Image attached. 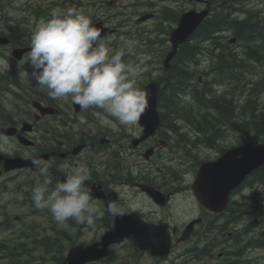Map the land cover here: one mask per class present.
Returning <instances> with one entry per match:
<instances>
[{"label":"flooded vegetation","instance_id":"af4514ba","mask_svg":"<svg viewBox=\"0 0 264 264\" xmlns=\"http://www.w3.org/2000/svg\"><path fill=\"white\" fill-rule=\"evenodd\" d=\"M39 2H42V5H39L40 10L35 9L31 0L28 2V9L25 14L27 17L25 20L28 33L17 37L14 33L7 34L0 31V37L4 36L10 40V44L5 46L0 45V59L6 60L10 65V70L0 71V99L4 97L5 93L14 97V101L10 102L13 104L11 110L5 109L3 104H0V137L2 136L3 139L13 142L17 147L14 153H10V155L13 154L11 157L19 156L20 158L28 159L30 156H34L50 162V172L53 178L52 185L54 186L56 183L63 182L65 178V169L62 165H76L81 160L85 161L91 170V180L88 183L92 191L95 187H100L99 192L105 197L99 201L93 200L92 202L98 203L103 208L107 201H115L118 204H130V214L116 219H112L111 216L107 217L104 224L105 232L113 229L117 219H130L140 224L137 216L140 212L137 213V210L140 205L144 206L145 202L150 206H157L146 196L143 191L144 187H152L162 191L165 194L164 200H167L168 197L169 204L164 207H157L159 209L171 210L176 203L177 197L187 193L188 196L183 197L182 202L189 204L190 209H193L191 210L189 219L194 217L198 219V222L194 225L192 233L186 240L184 247L180 249L178 256L175 255L178 246L177 242L185 225L190 220H182L180 222L184 223L182 229L177 230L173 226L171 232L164 235L165 240L169 241V244L167 248H163L166 254L163 264H175L179 259L182 260L181 264L193 263V259L197 260L196 264H207V261L210 259L208 255H213L215 252L222 259L223 252L221 248L224 246V219L226 215L215 214L201 207L192 195L191 185L187 184V186L178 187L175 175L170 174L167 176L165 174L163 178L157 175L153 180H150L148 175L144 178L115 177L112 174V156L107 151L111 149L110 146L113 144V137L110 135L111 130L110 133L106 134V137L95 140H91L96 136L90 133L89 135H83L85 139L80 134L79 137H70L71 132L75 128L73 126L60 127L61 108L58 102L46 94H40L38 101L44 107L53 108L54 112L52 114L39 116L35 110V112L33 110L28 111V85L18 75L22 69L28 67L27 64L23 63L26 55L18 62L12 57V51L17 47L29 48V37L35 22L40 18H49L50 12L54 8L66 9L71 7L82 10L84 14L91 18L93 25L101 21L105 26L112 28L113 31L115 30L116 33L122 28L143 26L141 34L144 35L145 32L149 31L145 30V24L149 23L152 26L149 32L154 36L158 32L169 35L178 25L181 15L185 12H201L206 9L208 10L207 17L201 22L198 29L179 46V50L184 45H187L190 52L185 60L190 68L199 69L203 64L211 62L230 63L242 54L239 51V48L242 46L241 44H231L232 39L238 38L236 33L232 34V32H235L232 23L249 25L250 19L255 21V14L251 13L248 8L257 4L258 10H256V13H258L261 20H264V0H39ZM128 16L131 17L128 18ZM8 17L4 16V18ZM225 21L231 26L224 23ZM203 23L210 24L216 27V29L209 28L208 34L200 35L198 34V30ZM255 26L260 27V25L252 24L248 28L254 31L253 28ZM154 28L155 30H153ZM228 34H231V36L226 37ZM159 43L164 49L170 47L169 38L167 37L160 39ZM226 45L230 49L231 46H236V48L229 50L226 48ZM17 103L19 105L18 108H16ZM17 111L18 114H16ZM76 122L78 127H81L78 119H75ZM8 128L16 130L14 135H6ZM154 139L157 140L155 137ZM21 141L27 143V145H22ZM114 151L115 156L121 158L120 151ZM150 151L152 152V149ZM107 153L108 155H106ZM0 167H2V164H0ZM23 173L28 174V170H24ZM193 178L194 176L191 178V181ZM114 186L122 188L124 192L123 197L117 194ZM114 193L116 194V199H109ZM196 209L198 212H196ZM232 211L229 210V212ZM233 212L237 213L235 210ZM169 214L175 213L171 210ZM179 217L180 215L176 216L177 219ZM141 232L142 228H140L137 235L129 239L135 242H147L148 246L154 245L153 242L158 239V236L152 235L144 238L145 236ZM172 239L176 242L175 245L171 244ZM200 250H204V252L199 257L197 256L199 255L197 252ZM161 260V256L152 252L151 264H161Z\"/></svg>","mask_w":264,"mask_h":264},{"label":"clouds","instance_id":"9594fccd","mask_svg":"<svg viewBox=\"0 0 264 264\" xmlns=\"http://www.w3.org/2000/svg\"><path fill=\"white\" fill-rule=\"evenodd\" d=\"M122 39L124 44L113 49L102 42L100 29L82 10L54 8L49 18L35 22L23 61L28 67L18 75L37 89L46 90L51 99L70 101L81 111L98 109L94 115L105 125L133 127L148 107V93L138 86L137 66L124 59L133 53L135 41ZM7 70L10 65L0 59V71ZM11 101L14 97L5 93L0 104L11 110ZM29 159L37 177L31 193L35 209L50 212L57 224L71 219L76 224L92 226L103 216L92 202L88 183L91 170L85 161L62 165L63 182L50 187L51 163L34 156ZM114 190L124 196L121 187L114 186ZM105 207L112 219L130 214V204L107 201Z\"/></svg>","mask_w":264,"mask_h":264},{"label":"rangeland","instance_id":"374dc122","mask_svg":"<svg viewBox=\"0 0 264 264\" xmlns=\"http://www.w3.org/2000/svg\"><path fill=\"white\" fill-rule=\"evenodd\" d=\"M28 2H29V0H14V1H11V3H7V2H3V0H0L1 5H3L4 7L9 6L12 10H14V12L11 13V18H13V19H7V18L2 19V18H0V31L1 32L7 33V34H12L14 32V26H15V23L17 22V20H15V18H19L20 13H22L19 11L20 9L28 8ZM32 3L34 5H40L41 4V2H39V0H33ZM147 24H145V30L151 31L152 26L149 25V27H148ZM142 28H143V26H138V28L128 29V30H126V35H125V30H122L120 32L119 36L123 37L125 35L124 37H127L129 40L135 41V48L134 49H136V50H134L133 53H137V51L140 52L138 54L139 57H148L149 56L150 58H152L153 57L152 54L149 55V53H151L152 50H154V53L155 52L158 53V55H161V57L163 58L165 56V54L168 52V50L161 48L162 46L159 43V40L165 37L164 34L163 33L160 34L158 32L157 35L154 36V35H151V33L148 31V32H145L147 34H145V36H143V34H141L142 32L140 33V31L138 30V29H142ZM153 30H155V28ZM144 37L145 38L148 37L149 38L148 41L153 40V42H152V46H154L153 48L146 49L147 47L143 46L144 45V40H143ZM152 37H154V38H152ZM147 42L145 41V43H147ZM143 51H146L147 54L142 55ZM134 56L137 57L136 55H134ZM152 60H153V58H152ZM140 61H141V59H140ZM153 61L150 64H148V66L151 70H153L155 65H156V62H153ZM141 63H143V64L139 65V67H140L139 69H141L142 66L143 67L146 66V63H144V62H141ZM179 66H180V62H179ZM188 70L192 72V69H188ZM137 80H138V83L141 81L139 79H137ZM141 85L142 84H140L138 86L140 87ZM16 106H17L16 108L19 107L18 103L16 104ZM25 107H26V105H25ZM16 114H18V111ZM244 125L242 127H244ZM138 130H140L138 127V123H137V125H135L133 127L123 126L122 128H118V132H117L118 136L113 137V139H112L113 144L110 146L111 149H109V152L112 156L111 157L112 158V165L111 166L113 169L112 174L115 175V177L127 178L129 171L133 170V172L136 175L140 176L141 174H140V171L138 170V168L150 166V168H152V170L155 173H158L160 178H163V177H165V174H167V176L172 174L174 171L173 169L180 168V170L182 171V169H184L185 167H186V170L188 169V167H190L188 175H186L184 178L186 180L185 184H189V181L194 176V172H195L194 165H195V163L193 161H188L186 165L184 163H182L183 160L185 159V156L182 157L183 160L175 157L176 159H173L172 163H167L165 159H161L159 164L156 166H154L152 164L151 160H149V162H145L144 161L145 159L143 158V153L146 152L147 150H149L148 148H151V147H154V150H155L157 147V143L143 142L142 141L143 143L140 142L141 143V144L139 143L140 145L134 147L132 142L135 139L140 137V134H138ZM135 132H137V133H135ZM238 136H240V133L238 134ZM166 141L169 142L171 145H173V144L175 145L177 143L174 138L171 140H166ZM163 143L164 142L161 141L162 145H163ZM179 144H181V143H179ZM181 145H182L181 147L183 148L184 147L183 143ZM113 149L120 151L121 158H117L115 156V152L112 153L114 151ZM187 154L189 155L191 160H194V158L192 157V155H193L192 153H187ZM203 155L205 156V154L203 152H201L202 157H204ZM152 159H154V160L157 159V161L159 160L157 157H153ZM136 168H137V170H136ZM263 188H264L263 185H258L256 192L262 194L264 192ZM242 190L243 191L240 193V197H245V198H248V196L251 195V192L254 191V190H248V189H242ZM187 196H188V194L185 193V194H183V196L177 197L176 203L173 206L174 211L176 209H182L183 210L184 208H187V209L190 208L189 204L182 202L183 197H187ZM0 202H1V205H3L6 202V200H4L3 198H0ZM149 208H150V206H146V208H145L146 211H149ZM14 209L16 210V214L19 216L21 215V216L25 217V220L23 221V223H17L16 224L15 235H11V233H8L6 231L0 232V243L2 245L5 244L6 246L12 247V246L19 244V243H25L24 249L28 250V247H29L28 244H30V243H28V239L31 242L32 238L30 239V236H29L28 239H19L17 237L18 234L28 233L29 230H32L33 234H38V235H36L38 239H42L44 236H47V234L48 235L52 234V230H51L52 226L49 227V230H47L48 229L47 224L45 225V223L51 224V222L48 221L47 219L42 218L41 215L40 216H32L28 212V208H25V207L24 208L16 207ZM27 213H28V218H26V216H25V215H27ZM257 213H258V216L255 212L254 213L255 217H252V218L245 217L243 219V221L240 220V228L239 229L241 230L243 227H245L246 225H249V224H251L252 226L255 225V227L257 229V225L260 224L261 218L264 215V214L261 215L259 212H257ZM188 214H189L188 211L183 210V211H181L180 217L178 219L176 218L175 214H169V213L168 214L165 213V215H158L156 217V219L161 220V222L163 221L164 225L167 227L169 225H173L174 223H176L177 220L180 223L186 216H188ZM145 217H146V215L143 214V218H145ZM54 223H55L56 229H66L67 233L72 238V241H76V243L87 241L90 238H92V236H95V233H96L93 230L95 228L94 226H88V229H83L82 233L80 235L79 234L77 235L76 230H74L73 228H70L71 226H69L68 224L67 225L57 224L55 221H54ZM150 224H151V222L148 221V225H150ZM98 232L102 233V230H99ZM61 241H62V245L66 244V242L63 241L62 239H61ZM157 243L160 245L162 244L161 241H159ZM171 243L174 245L176 244V242L173 239H172ZM69 244H71V243L68 242V244H66V245H69ZM66 245H64V246H66ZM182 247H184V245H179L178 249H181ZM33 252H34V253H32L33 257H35V255H39L38 254L39 252L36 249H34ZM263 253H264V251H256L254 253L252 251L246 250L243 252V255H245V254L248 255L245 258L246 260H250V259L253 260L256 255L263 254ZM142 258H144V257H142ZM26 259H28V254L24 255V253H23L18 257L17 261H19L20 263H24L26 261ZM141 260H143V259H141ZM256 260L257 259L255 258V263H256ZM214 262H215V259L209 260L208 263L213 264ZM0 264H9V261L7 259L2 258V256L0 255ZM33 264H43V262H42V260H40V261L33 263ZM44 264H48V263L44 262Z\"/></svg>","mask_w":264,"mask_h":264},{"label":"water","instance_id":"95a60500","mask_svg":"<svg viewBox=\"0 0 264 264\" xmlns=\"http://www.w3.org/2000/svg\"><path fill=\"white\" fill-rule=\"evenodd\" d=\"M188 17L190 15H187ZM186 16V17H187ZM182 18L179 28L174 32L172 42L174 43L173 52H171L165 61V66L167 67L170 60L172 59L175 48L185 40L187 35L192 32L193 28L188 26L190 22L188 17ZM186 18V19H185ZM148 93V107L145 109L141 115V124L146 127L145 135L148 136L152 134L157 126V114H156V95L158 92V86L155 84L147 86L145 89ZM264 164V145H256L255 143H249L243 146L240 150L236 149L230 152L224 158L221 159L217 164L214 165L216 169V176L222 179V183L217 179L215 180L214 186L207 191H204L202 186V180L194 186V191L199 202L208 208L209 210H218L222 207V203H219L223 198V203L229 191L233 186L241 182L245 176H247L254 169L258 168ZM26 166V164H24ZM29 167V164H28ZM209 167L207 166L204 175H207ZM213 178H215L213 176ZM225 196V197H224ZM214 204H209V203ZM226 202V201H225ZM219 203V204H217ZM225 206V204H224ZM216 207V208H214ZM119 238H109V236L104 238L103 248L105 249L109 244L119 241ZM102 254H97L96 249H89L87 252L79 255V258H86L87 260L98 259ZM77 259L74 261L76 262Z\"/></svg>","mask_w":264,"mask_h":264},{"label":"trees","instance_id":"16d2710c","mask_svg":"<svg viewBox=\"0 0 264 264\" xmlns=\"http://www.w3.org/2000/svg\"><path fill=\"white\" fill-rule=\"evenodd\" d=\"M224 23H226V21ZM226 24L229 25L228 23ZM232 26L236 28V30L238 29L240 30L241 28L245 27L246 24L232 23ZM247 26L250 27L249 25ZM209 28L216 29V27H213L210 24L203 23L199 27L198 34L200 35L208 34ZM253 29L254 31L250 30V33L255 34L257 40H259L260 44H262L264 48V29L263 31H260L258 30V26H255V28ZM243 35L244 34H242V36ZM259 48L260 46L254 48V54L257 55L259 53ZM189 52L190 51L188 50L187 45H184L183 48L180 50L179 55L176 59L177 60L176 65L172 68V73H171L172 77L167 82V89H170V91L173 93L174 91L178 90L179 87H181V83L183 82V79L185 76V72L183 70L184 69L183 62H185V58L188 56ZM179 62H180V66H179ZM225 117H228L227 112H225ZM239 117H240L241 123H243L242 126L245 124L244 127H242L244 128L243 130H246V131H249L250 133H255V134H259L264 131V108L259 109V106H256V104L249 102L246 105V107L244 106L243 108L240 109ZM242 120L245 122H243ZM254 178H258L260 181H264V169L258 170L252 176V179ZM203 252L204 250H200L199 252H197L199 253V255L197 256L199 257L202 256Z\"/></svg>","mask_w":264,"mask_h":264},{"label":"bare ground","instance_id":"6f19581e","mask_svg":"<svg viewBox=\"0 0 264 264\" xmlns=\"http://www.w3.org/2000/svg\"><path fill=\"white\" fill-rule=\"evenodd\" d=\"M25 18H27V17H25ZM197 29H198V28H197ZM197 29H196V30H197ZM196 30H195V31H196ZM195 31H194V32H195ZM194 32H193V33H194ZM0 39H1V37H0ZM8 76H9V74H8Z\"/></svg>","mask_w":264,"mask_h":264}]
</instances>
